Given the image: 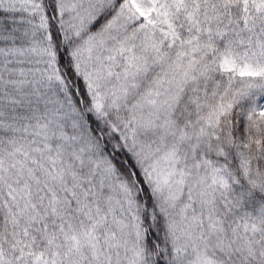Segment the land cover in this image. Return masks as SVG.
<instances>
[{
    "label": "snow or ice",
    "instance_id": "6c2138e0",
    "mask_svg": "<svg viewBox=\"0 0 264 264\" xmlns=\"http://www.w3.org/2000/svg\"><path fill=\"white\" fill-rule=\"evenodd\" d=\"M0 264H264V0H0Z\"/></svg>",
    "mask_w": 264,
    "mask_h": 264
}]
</instances>
